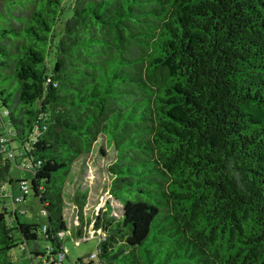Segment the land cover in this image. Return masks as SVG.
<instances>
[{"label":"trees","instance_id":"obj_1","mask_svg":"<svg viewBox=\"0 0 264 264\" xmlns=\"http://www.w3.org/2000/svg\"><path fill=\"white\" fill-rule=\"evenodd\" d=\"M103 135L123 210L75 264H264V0H0V264L69 258L66 184ZM30 192L44 224L7 204Z\"/></svg>","mask_w":264,"mask_h":264},{"label":"rangeland","instance_id":"obj_2","mask_svg":"<svg viewBox=\"0 0 264 264\" xmlns=\"http://www.w3.org/2000/svg\"><path fill=\"white\" fill-rule=\"evenodd\" d=\"M68 17L67 13L62 15L57 29H60L59 26L65 24ZM102 149L104 152H102ZM114 156L115 150L113 146H107L106 137L103 135L95 143L93 151L75 162L71 170L70 179L66 184L64 209V215L70 228V234L65 240V248L69 258L64 259V264H75L79 258L87 259L88 254L91 253H95L96 256L99 254V235L101 232H95L93 218L96 215L95 213L101 210L106 203L114 206V215L119 216L122 214V204L110 193V177L107 172V167L113 161ZM11 175L18 179L25 178L26 182L30 184L33 172L31 168L27 169L14 164L11 169ZM79 189H88L86 204L82 211H79L83 216L77 212L78 208L73 203V193ZM6 201L10 209L14 210L16 208L19 211L21 221L44 224L47 220L40 200L33 192H30L23 202L12 204L11 199H6ZM82 218L84 219L83 221H81ZM79 229L83 230L82 236H76L79 232L76 234L73 232ZM84 232L86 235H84ZM16 236H18L17 233ZM10 254L12 257L11 264L37 263L36 259L32 260L30 258L29 251H24L21 245L14 247Z\"/></svg>","mask_w":264,"mask_h":264},{"label":"built area","instance_id":"obj_3","mask_svg":"<svg viewBox=\"0 0 264 264\" xmlns=\"http://www.w3.org/2000/svg\"><path fill=\"white\" fill-rule=\"evenodd\" d=\"M28 190H29L28 185H27L26 183L22 184L21 189H20V191H19V194L16 195L15 200H17V201L21 200V199H22V195H23L24 193H25V194L28 193ZM98 231H99V232H98ZM95 232L100 233L101 230H100V229H98V230L95 229ZM93 255L95 256V254H93Z\"/></svg>","mask_w":264,"mask_h":264},{"label":"crops","instance_id":"obj_4","mask_svg":"<svg viewBox=\"0 0 264 264\" xmlns=\"http://www.w3.org/2000/svg\"><path fill=\"white\" fill-rule=\"evenodd\" d=\"M77 231V230H74V232Z\"/></svg>","mask_w":264,"mask_h":264}]
</instances>
